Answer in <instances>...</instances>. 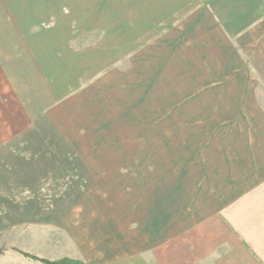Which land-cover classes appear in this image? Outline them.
Masks as SVG:
<instances>
[{"label":"rangeland","instance_id":"rangeland-1","mask_svg":"<svg viewBox=\"0 0 264 264\" xmlns=\"http://www.w3.org/2000/svg\"><path fill=\"white\" fill-rule=\"evenodd\" d=\"M15 1L38 54L0 71V264H160L264 167V0Z\"/></svg>","mask_w":264,"mask_h":264},{"label":"crops","instance_id":"crops-1","mask_svg":"<svg viewBox=\"0 0 264 264\" xmlns=\"http://www.w3.org/2000/svg\"><path fill=\"white\" fill-rule=\"evenodd\" d=\"M22 3L0 0V71H22L23 67H18L13 57L32 55L33 48L38 54L32 35L39 19L34 20L33 13L19 11L26 8ZM261 167L254 166L239 179L229 172V182L223 188L226 192L217 201L204 202L194 213L191 209L186 232L176 235L175 243L160 246L158 262L264 264V167L263 171Z\"/></svg>","mask_w":264,"mask_h":264},{"label":"trees","instance_id":"trees-1","mask_svg":"<svg viewBox=\"0 0 264 264\" xmlns=\"http://www.w3.org/2000/svg\"><path fill=\"white\" fill-rule=\"evenodd\" d=\"M33 259H37L40 260L41 262L45 263V264H81L77 261L74 260H68V259H62L59 261H55V260H48V259H44V258H39L36 256H31Z\"/></svg>","mask_w":264,"mask_h":264}]
</instances>
